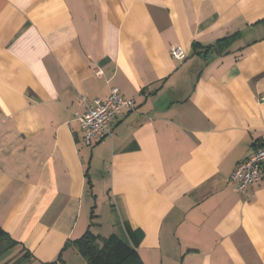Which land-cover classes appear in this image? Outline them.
Masks as SVG:
<instances>
[{
  "label": "crops",
  "instance_id": "0c3cea01",
  "mask_svg": "<svg viewBox=\"0 0 264 264\" xmlns=\"http://www.w3.org/2000/svg\"><path fill=\"white\" fill-rule=\"evenodd\" d=\"M110 87L135 107L88 146L76 95ZM263 133L264 0H0V228L27 264H85L87 229L143 264H264V177L230 180Z\"/></svg>",
  "mask_w": 264,
  "mask_h": 264
},
{
  "label": "built area",
  "instance_id": "2783aa9c",
  "mask_svg": "<svg viewBox=\"0 0 264 264\" xmlns=\"http://www.w3.org/2000/svg\"><path fill=\"white\" fill-rule=\"evenodd\" d=\"M170 55L177 60H183L186 57L185 51L179 46L171 47ZM96 73L100 74L101 72L97 71ZM75 99L83 108L77 116V121L83 134V141L88 146L94 140L110 137L112 122L117 116L131 111L135 107L134 100L122 97L116 87L109 88L105 100L89 101L81 94H77ZM260 140L255 151L240 161L230 175V180L239 193H247L253 184L260 182L264 177V133Z\"/></svg>",
  "mask_w": 264,
  "mask_h": 264
},
{
  "label": "trees",
  "instance_id": "16d2710c",
  "mask_svg": "<svg viewBox=\"0 0 264 264\" xmlns=\"http://www.w3.org/2000/svg\"><path fill=\"white\" fill-rule=\"evenodd\" d=\"M90 216L94 217L93 210ZM0 238L6 239L10 244L15 243L1 228ZM70 243L84 259L85 264H143L134 248L114 234L103 237L87 229Z\"/></svg>",
  "mask_w": 264,
  "mask_h": 264
},
{
  "label": "rangeland",
  "instance_id": "374dc122",
  "mask_svg": "<svg viewBox=\"0 0 264 264\" xmlns=\"http://www.w3.org/2000/svg\"><path fill=\"white\" fill-rule=\"evenodd\" d=\"M96 213L98 212L96 211ZM0 264H27V261L22 257L17 246L0 238Z\"/></svg>",
  "mask_w": 264,
  "mask_h": 264
}]
</instances>
